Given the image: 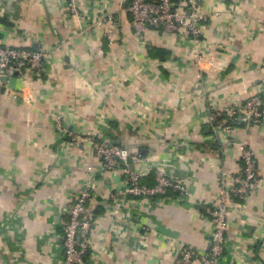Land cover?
I'll return each instance as SVG.
<instances>
[{
	"label": "crops",
	"instance_id": "crops-1",
	"mask_svg": "<svg viewBox=\"0 0 264 264\" xmlns=\"http://www.w3.org/2000/svg\"><path fill=\"white\" fill-rule=\"evenodd\" d=\"M78 2L74 14L68 0H0V45L45 56L40 70L0 88V264H63L62 223L87 183L97 217L88 264H175L179 243L204 251L213 223L202 206L218 200L221 169L241 171V144L254 151L262 186L230 205L220 264H264V125H238L224 140L210 120L264 95V0H200L208 18L196 44L155 29L140 39L123 0ZM108 5L113 40L98 23ZM91 132L146 161L169 160L167 174L179 172L190 196L115 204L125 173L104 171L88 144L82 161L72 143ZM174 140L188 149L172 151Z\"/></svg>",
	"mask_w": 264,
	"mask_h": 264
},
{
	"label": "built area",
	"instance_id": "built-area-1",
	"mask_svg": "<svg viewBox=\"0 0 264 264\" xmlns=\"http://www.w3.org/2000/svg\"><path fill=\"white\" fill-rule=\"evenodd\" d=\"M123 2L126 4V11L131 18L133 29L140 39L144 40L149 29H155L187 35L195 44L200 42L203 23L208 18L201 8L200 0H123ZM68 5L74 14H78L80 9L78 0H68ZM116 19V11L111 8V5H108L100 16L98 23L107 26L109 40L114 38ZM44 57L43 53L29 48L0 45V88L9 78L24 77L28 71L40 70ZM210 120L218 137L224 140L238 125H264V95L259 92L255 97L228 111L215 109L211 113ZM58 126H62L59 119ZM72 143L79 148L82 147L80 151L82 161L86 160L82 145L88 144L101 160L104 171L121 168L125 173L123 188L111 195V201L117 205L131 203L138 207L145 205L155 207L158 204V198H167L171 193L177 194L181 200H186L190 196L185 181L167 174L166 167L169 165V160L154 163L146 161L138 151L100 142L97 134L93 132L73 136ZM239 148L241 171L238 174H232L224 168L221 169L218 200L205 202L202 206L213 223L208 247L202 251L191 244H176L175 264H192L195 260L202 264H220L228 240L230 205L237 201V207L241 208L247 196L262 186L254 151L243 144ZM171 149L174 152H182L188 149V145L180 140H174L171 142ZM88 169L92 171L91 166ZM152 174L155 176V184L150 186L145 183V180ZM93 194L90 183H87L79 198L71 205L68 219L62 223L63 264H88L89 234L97 218L87 206ZM141 230L146 228L143 227ZM111 231L117 235L122 229L121 226L114 225ZM140 238L146 239L147 234L144 232Z\"/></svg>",
	"mask_w": 264,
	"mask_h": 264
},
{
	"label": "water",
	"instance_id": "water-1",
	"mask_svg": "<svg viewBox=\"0 0 264 264\" xmlns=\"http://www.w3.org/2000/svg\"><path fill=\"white\" fill-rule=\"evenodd\" d=\"M174 175H175V176H178V175H179V172H176ZM174 175H173V176H174Z\"/></svg>",
	"mask_w": 264,
	"mask_h": 264
},
{
	"label": "trees",
	"instance_id": "trees-1",
	"mask_svg": "<svg viewBox=\"0 0 264 264\" xmlns=\"http://www.w3.org/2000/svg\"><path fill=\"white\" fill-rule=\"evenodd\" d=\"M141 154H142V153H141ZM142 156H143V155H142ZM154 184H155V182H154ZM154 184H153V185H154Z\"/></svg>",
	"mask_w": 264,
	"mask_h": 264
}]
</instances>
